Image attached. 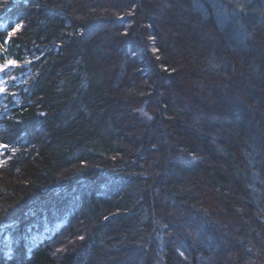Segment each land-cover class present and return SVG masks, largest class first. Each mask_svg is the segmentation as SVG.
I'll return each mask as SVG.
<instances>
[{
	"label": "trees",
	"instance_id": "16d2710c",
	"mask_svg": "<svg viewBox=\"0 0 264 264\" xmlns=\"http://www.w3.org/2000/svg\"><path fill=\"white\" fill-rule=\"evenodd\" d=\"M0 16L30 62L0 122V264H264V0Z\"/></svg>",
	"mask_w": 264,
	"mask_h": 264
},
{
	"label": "rangeland",
	"instance_id": "374dc122",
	"mask_svg": "<svg viewBox=\"0 0 264 264\" xmlns=\"http://www.w3.org/2000/svg\"><path fill=\"white\" fill-rule=\"evenodd\" d=\"M7 1L14 2L16 0H7ZM0 2H5V0H0ZM5 27H6V23L3 21V17L0 16V36L4 34V31L6 29ZM7 39L8 38H5L3 42L0 40V65L5 64L7 60H15V57L8 52ZM26 62L27 61L25 59V61L21 65L17 62L20 65L19 67L10 66L11 71L8 72L7 75L0 73V76H3V81H4V82H0V87L6 88V91L4 93H0V122L2 120L4 121L5 120L4 118L8 116V110L16 106V104L19 102V98H20L19 87H25V85L27 84V80L29 78L28 72L25 71L21 75L16 74L18 69H22L27 66ZM0 153H1V148H0Z\"/></svg>",
	"mask_w": 264,
	"mask_h": 264
},
{
	"label": "snow or ice",
	"instance_id": "6c2138e0",
	"mask_svg": "<svg viewBox=\"0 0 264 264\" xmlns=\"http://www.w3.org/2000/svg\"><path fill=\"white\" fill-rule=\"evenodd\" d=\"M5 2L7 3V0H5ZM20 27H22L21 25L17 24V29H19ZM153 51L155 52L156 49H153ZM26 63H30V62H26ZM12 67H19L20 65L17 63V61L15 60H7V62L3 65H0V73H3L4 75H7L8 72L11 71ZM0 82H4L3 81V76H0ZM6 91L5 87H0V93H4ZM140 111L142 112L143 115H145L147 117V119L151 120L152 117L149 116L146 112L143 111V109H140ZM7 147V145H0V148H4ZM13 151H15V149H13ZM5 163L4 160H0V165H3ZM81 239H83V237H81ZM181 255H184L183 252L180 253Z\"/></svg>",
	"mask_w": 264,
	"mask_h": 264
}]
</instances>
